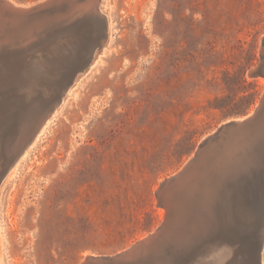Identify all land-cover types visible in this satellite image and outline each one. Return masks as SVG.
Here are the masks:
<instances>
[{"label":"rangeland","instance_id":"obj_1","mask_svg":"<svg viewBox=\"0 0 264 264\" xmlns=\"http://www.w3.org/2000/svg\"><path fill=\"white\" fill-rule=\"evenodd\" d=\"M101 8L111 22L104 53L0 190V264H81L149 235L166 216L160 182L264 93V77L249 75L262 59L264 0ZM235 249L215 264H242Z\"/></svg>","mask_w":264,"mask_h":264},{"label":"water","instance_id":"obj_2","mask_svg":"<svg viewBox=\"0 0 264 264\" xmlns=\"http://www.w3.org/2000/svg\"><path fill=\"white\" fill-rule=\"evenodd\" d=\"M84 1L41 0L23 6L0 0V187L108 43L107 16L83 8ZM261 54L251 77H264V37ZM201 173L199 190L216 181L225 187L220 208L210 214L203 209L188 219V209L180 214L170 192L191 186ZM156 196L166 216L153 232L127 249L84 264H215L239 245H248L232 217L223 221L219 210L231 205V211L240 206L253 215L264 212V93L252 113L205 137L181 169L159 184Z\"/></svg>","mask_w":264,"mask_h":264},{"label":"bare ground","instance_id":"obj_3","mask_svg":"<svg viewBox=\"0 0 264 264\" xmlns=\"http://www.w3.org/2000/svg\"><path fill=\"white\" fill-rule=\"evenodd\" d=\"M101 3H102V0H86L81 5L85 9L87 7L88 8L91 7V9L94 8L95 10H99V12H102L103 14H105L109 20V28H110L111 27L110 17L108 16L107 13H105L102 10ZM95 23L96 24H94V26L92 25V27H96L99 24L97 21ZM95 31H97L96 28H92V32L95 33ZM109 39H110V37H109ZM108 42H109V40H108ZM105 48H106V46H105ZM103 53H104V50L100 55H102ZM100 55L97 56V54H96V56L94 58L95 60L92 64V66H94L96 64ZM78 81L79 80L77 79L75 81V83L73 84V86L70 87V89L68 90V94H69L70 90L76 85V83ZM68 94L65 97V99L68 97ZM65 99L61 103L60 107L64 103ZM48 122L46 124L47 126L51 123V122H49V123ZM45 126L42 129L41 133L35 138L33 143H35L37 138L42 134L43 131H45L44 130V129H46ZM33 143H32V145H33ZM30 147L28 149H30ZM28 149L25 151V153L22 155V157L19 159V161L12 168V170L9 173L5 182L7 180L12 179L17 174V171H19L18 167H19L21 161L29 153ZM202 175H203V173H201V175L198 174L196 176L198 178L194 182L191 183L192 184L191 186H187V188H185L184 186H182L180 188V186H179L176 190L170 192V200L173 203H175V205L177 207L182 208V211L181 210L179 211L180 214H182V212L185 209H188V211L185 210V212L187 211L186 214H187L188 219L200 216L201 215L200 212L203 209H204V214H206L208 211L210 214L213 210H215V209L218 210V208H220V203H221L220 195H221V192L225 189V187L221 188V185H216L217 183L220 182V181H216V183H213V185L210 184L209 187H206V184H205L206 188L203 186V190H199V188H200L199 183L201 182V176ZM203 180H204V177H202V181ZM5 182L2 184V186L5 184ZM162 182H163V180L160 183H162ZM2 186L0 187V190H1ZM156 192H157V190H156ZM229 207L232 208L231 205H228L226 208L223 207L222 210H219V212L222 213L223 221L227 222L228 218L232 217L231 222H232V224H233V222H234V224H236L235 227L237 228L238 231L241 232V234H240V235H242L241 238H243L245 240L250 239V243L248 245H244V244H243V246L239 245V247H241L243 249V251L238 250V252L240 254H243V255L245 254L248 257V258L246 257L247 259L244 262H242V264H264V212H261V213L258 212L257 215L256 214L253 215L251 212L246 211L243 207L241 208L240 206H237V207L235 206L233 208V211H231V209ZM196 209H197V211L195 212ZM191 211H192V213H191ZM207 217H209V216H207ZM211 219H213V218H211ZM146 236H148V235H146ZM252 244L255 245V248L252 247ZM92 257L98 258V257H100V255H86L81 264H84L88 258H92ZM222 264H232V263L225 261V262H222Z\"/></svg>","mask_w":264,"mask_h":264}]
</instances>
